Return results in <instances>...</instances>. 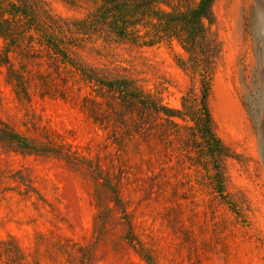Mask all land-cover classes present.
Wrapping results in <instances>:
<instances>
[{"label": "rangeland", "instance_id": "obj_1", "mask_svg": "<svg viewBox=\"0 0 264 264\" xmlns=\"http://www.w3.org/2000/svg\"><path fill=\"white\" fill-rule=\"evenodd\" d=\"M21 1L0 23V264H264V0L213 1L205 77L175 40L76 32L99 0ZM205 86L215 157L161 109L192 87L198 117Z\"/></svg>", "mask_w": 264, "mask_h": 264}, {"label": "trees", "instance_id": "obj_2", "mask_svg": "<svg viewBox=\"0 0 264 264\" xmlns=\"http://www.w3.org/2000/svg\"><path fill=\"white\" fill-rule=\"evenodd\" d=\"M214 0H99L96 7L84 18L75 21L76 32L81 34L104 33L117 39L155 44L175 40L187 52L185 67L194 71L201 69L207 75L217 49L207 39V24L213 20L212 3ZM21 0L3 3L0 0V23L4 24L15 15L24 17ZM10 19L4 17L5 13ZM1 34L6 37L7 31ZM112 90L120 89L122 100L132 109L135 97L123 79L105 82ZM193 88L189 87L181 96L183 111L162 107L168 117L186 115L194 122L201 139L203 153L211 157L221 155L224 146L215 135L207 107V87H203L199 98L198 117L191 112L188 98ZM120 91V90H119ZM118 93V92H117ZM114 94V93H113ZM197 126V127H196Z\"/></svg>", "mask_w": 264, "mask_h": 264}]
</instances>
